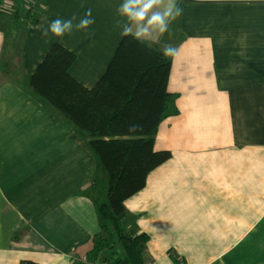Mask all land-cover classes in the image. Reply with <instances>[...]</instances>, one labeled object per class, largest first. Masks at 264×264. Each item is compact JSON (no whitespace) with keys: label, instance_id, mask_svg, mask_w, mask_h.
Instances as JSON below:
<instances>
[{"label":"crops","instance_id":"obj_1","mask_svg":"<svg viewBox=\"0 0 264 264\" xmlns=\"http://www.w3.org/2000/svg\"><path fill=\"white\" fill-rule=\"evenodd\" d=\"M24 1L0 8V264H84L101 233L105 175L29 79L57 43L75 55L70 75L92 88L123 37L122 0H41L34 25ZM176 4L168 32L141 41L171 63L177 114L154 137L171 157L125 202L124 231L149 237L145 264H264V0ZM89 8L87 34L42 36L41 25L78 22ZM114 251L91 262L126 264Z\"/></svg>","mask_w":264,"mask_h":264},{"label":"trees","instance_id":"obj_2","mask_svg":"<svg viewBox=\"0 0 264 264\" xmlns=\"http://www.w3.org/2000/svg\"><path fill=\"white\" fill-rule=\"evenodd\" d=\"M74 61L72 52L53 44L30 77L29 88L87 140L85 146L105 175V200L97 207L101 233L87 259L95 261L104 251L116 255L118 243L126 264H145L149 237L124 231V204L171 157L154 148L160 123L177 114L176 96L167 91L171 63L154 48L123 36L104 74L86 88L69 73Z\"/></svg>","mask_w":264,"mask_h":264},{"label":"clouds","instance_id":"obj_3","mask_svg":"<svg viewBox=\"0 0 264 264\" xmlns=\"http://www.w3.org/2000/svg\"><path fill=\"white\" fill-rule=\"evenodd\" d=\"M182 9L176 0H122L117 8L121 20H117V27L124 37L132 36L137 41L153 38V33L163 36L168 32L170 24L182 15ZM77 21L73 15L69 19L56 18L47 24L41 25L42 36L62 39L65 35H72L74 30L84 31L86 34L90 26L95 23L92 10L89 8L84 16ZM165 56L175 55L176 49L171 45L163 47Z\"/></svg>","mask_w":264,"mask_h":264},{"label":"built area","instance_id":"obj_4","mask_svg":"<svg viewBox=\"0 0 264 264\" xmlns=\"http://www.w3.org/2000/svg\"><path fill=\"white\" fill-rule=\"evenodd\" d=\"M6 3H7V0H0V8L2 7L3 4H6ZM40 3H41V0H25L24 1L25 11L27 15L29 16V20H31L34 14L37 12ZM82 261L84 264H98V263L88 261L85 257L84 259H82Z\"/></svg>","mask_w":264,"mask_h":264},{"label":"rangeland","instance_id":"obj_5","mask_svg":"<svg viewBox=\"0 0 264 264\" xmlns=\"http://www.w3.org/2000/svg\"><path fill=\"white\" fill-rule=\"evenodd\" d=\"M25 13H26V11H25ZM35 15V14H34ZM34 20V18L33 19H31L30 21H33ZM30 21H29V23H30ZM31 24V23H30ZM106 180V179H105ZM100 193V192H99ZM115 242V241H114ZM115 244V243H114Z\"/></svg>","mask_w":264,"mask_h":264}]
</instances>
